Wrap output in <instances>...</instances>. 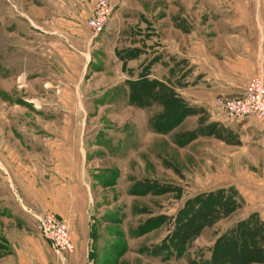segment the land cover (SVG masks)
<instances>
[{
  "label": "rangeland",
  "instance_id": "obj_1",
  "mask_svg": "<svg viewBox=\"0 0 264 264\" xmlns=\"http://www.w3.org/2000/svg\"><path fill=\"white\" fill-rule=\"evenodd\" d=\"M96 1H75L73 5L60 3V6H73L71 11L87 24ZM109 1L114 18L118 6L114 0ZM130 2L134 3L132 6L136 10L140 8L137 6L145 5L146 11L130 9L122 13V18L133 28L127 27L120 38L121 44L128 37L141 44L149 42L145 44L151 46L153 39L148 40L151 36L148 32L153 33L155 29L145 21L151 23L152 11H157L155 21L167 15L169 22L182 30H187L188 23H191V19L176 14L180 0ZM158 8H161L159 13ZM82 11L85 13L81 14ZM111 20L102 34L95 35L88 28L89 39H92L89 48L95 65L86 71L87 76L84 75L86 58L76 52L79 57L72 62L73 73L64 78L70 90L67 99L78 101L87 92H92L87 90L86 84L97 62L102 61V54L96 48L97 38L102 35L105 38L100 44L103 52L113 47L116 28ZM53 28L60 31L58 36L65 42L67 31L71 30L52 27V0H0V211L6 209L16 213L19 210L25 216L29 214L24 220L17 219L23 222H20L21 226L27 227L25 236L31 235L32 229H38L35 216L44 213L38 214L29 208L24 211L1 161L8 158V151L40 147L38 141L46 132L60 127L63 116L74 119V130L81 131L82 116L87 115L88 123L82 131L87 145L99 152L92 156L98 159L97 167L87 172L94 184V212L90 213L82 228L79 224L78 234L68 220L57 215L59 221L68 226L74 245L64 264H234L230 259L233 252L245 260L250 245L262 246L264 250V202H249L244 194L248 187L251 191H264V185L247 184L264 180L262 162L261 165L258 162L261 151L256 148L258 135L250 134L264 133V124L253 119L247 126H244L245 121H229L215 107L204 109L191 105L177 93L173 82L159 80L160 73L156 72L158 79L151 77L152 66L161 59L168 60L172 73L191 71L186 59L178 60L173 54H167L166 59L161 54L150 62L144 61L139 64L137 77L126 81L127 84L138 81L143 72H147L149 79L166 83L185 102L188 113L185 112L181 122L166 133L157 131L159 125L156 128L151 124V119L163 113L164 107L154 103L151 107L139 109L130 103V91L127 97L121 94L120 104L115 107H101L92 101L83 108L80 103L66 101H58V104L55 101L52 106L49 84H52L50 43ZM75 29L80 27L72 30ZM69 37L71 43L66 42V47L75 54L81 45ZM87 49L88 45L84 51ZM122 50L120 52L126 59L142 54L139 49ZM120 52L117 51L118 56ZM104 62L112 65L110 58ZM54 72L60 75L58 69ZM76 86H81L82 90L76 91ZM253 121L259 125L255 127ZM168 128L160 127L159 130ZM129 153H132L130 165ZM198 208H205L213 215L207 219L203 216L204 224L198 220L202 216L197 218L198 214L191 212ZM195 218L201 224L200 235L183 246L177 241L178 232ZM4 221L7 234H13L11 222ZM238 237L244 248L236 242ZM48 244L52 249L50 242ZM77 244L82 245L81 251Z\"/></svg>",
  "mask_w": 264,
  "mask_h": 264
},
{
  "label": "crops",
  "instance_id": "obj_2",
  "mask_svg": "<svg viewBox=\"0 0 264 264\" xmlns=\"http://www.w3.org/2000/svg\"><path fill=\"white\" fill-rule=\"evenodd\" d=\"M75 1L83 2V0H52V27H64L71 30L70 32L66 30L69 34L64 33L67 38L63 42L58 36L60 31L52 29V43H50L52 45V84H49L52 87V106L56 102L58 104V101L80 103L82 108L90 105V101L97 102L101 107L118 106L121 94L124 93L126 97L129 95L126 81L137 77L139 64L144 61L150 62L155 56L161 54L163 58L167 54H173L177 59H186L191 71L180 73L176 70L178 73H172L173 69L165 58L166 61L161 59L152 66L151 77L158 79L156 74L160 73L159 80L173 82L177 93L183 99L191 105L204 109L213 107L218 97L242 95L254 76L264 75V0H203L202 2L180 0L176 14L191 19L187 30L171 24L167 15L155 21L157 11H152L151 23L145 21L146 24L151 25V29H155L153 33L148 32L151 35L148 40L153 39L151 46L145 44L149 42L143 41L141 44L139 40L137 42L128 37L124 43H120V38L125 34L127 27L133 28L132 24H128L127 20L122 18L124 16L122 13L137 8L132 6L134 3L130 0H114L118 7L111 20V24L115 23L116 28L112 41L113 47L103 52L100 44L101 39L105 40V38H102L103 35L97 38L96 48L98 53L102 54L100 55L102 61L97 62L101 65H96L93 75L86 84L87 90L92 92L91 94L87 92V95L78 101L67 99V93L70 90L64 78L65 75L69 76L73 73L72 62L79 57H76V52L86 58L84 75L87 76L86 71L95 65L94 55L89 48L92 39H89L90 32L87 24L71 11L73 6H69ZM60 3H69V5L61 7ZM137 7L140 8L136 11L145 13V5ZM160 11L161 8H158V13ZM84 13L85 11L81 12V14ZM79 27V30H72ZM69 36L74 38L73 42L81 45L80 51H75V54L66 47V42L71 43ZM127 36L133 37V35ZM86 45L88 49L85 52ZM70 46L72 47L71 44ZM94 49H92L93 53ZM128 49H139L142 54L126 59L120 51ZM163 49L170 51L162 52ZM117 51L120 52L119 56ZM150 53L154 54L151 56ZM109 58L112 61L111 66L104 62ZM54 60H59V64ZM57 69L59 76L54 74V70L57 71ZM169 73L172 74L171 77ZM74 88L78 92L82 90L81 86ZM250 121L252 120H246L244 126H247ZM61 123L60 127L46 132L41 137V141H38L40 147H26L15 152L8 151V158L2 160L1 165L13 181L15 194L20 198L24 211L27 212L26 209L29 208L34 209L38 214L54 213L68 220L78 234L79 224L82 228L87 218H90V213L94 212V184L90 181L87 172L97 167L95 163L98 159L92 156L99 152L87 145L82 131L88 123L87 115L82 116L81 131L74 130V119L69 116H63ZM252 123L255 127L259 125L254 121ZM250 134L258 135L256 148L261 151L258 154L260 157L258 162L259 164L262 162L260 165L263 171L264 133ZM131 154L129 153L127 158L129 165ZM251 155H256V153H251ZM119 162H121L120 159ZM247 184L259 187L264 185V180H258L252 184L247 182ZM245 193L249 202H264V191H251L248 187ZM28 215L25 216L19 210L16 213L6 209L0 211V230L2 231L0 264H58L56 255L38 229V231L35 230L36 228L32 229V233H29L31 235L25 236L28 233L27 227L21 226L20 222H23H18L17 219L23 218L24 220L29 217ZM4 220L11 222L10 227L13 234H7ZM81 246L77 244V249L80 251Z\"/></svg>",
  "mask_w": 264,
  "mask_h": 264
},
{
  "label": "built area",
  "instance_id": "obj_3",
  "mask_svg": "<svg viewBox=\"0 0 264 264\" xmlns=\"http://www.w3.org/2000/svg\"><path fill=\"white\" fill-rule=\"evenodd\" d=\"M114 9L109 0H98L87 27L95 35L102 34L113 15ZM213 107L218 109L229 121L241 123L253 119L264 124V75L254 76L245 92L236 97H218ZM37 227L45 239L50 242L58 260L63 263L68 253L74 250L68 226L63 224L53 213L35 216Z\"/></svg>",
  "mask_w": 264,
  "mask_h": 264
},
{
  "label": "trees",
  "instance_id": "obj_4",
  "mask_svg": "<svg viewBox=\"0 0 264 264\" xmlns=\"http://www.w3.org/2000/svg\"><path fill=\"white\" fill-rule=\"evenodd\" d=\"M129 86V99L130 103L136 106L139 109H146L151 107L154 103H159L164 107L163 113L151 119V124L157 128V125L160 127L168 128L169 130H159L157 131L168 132L176 123H180L182 117L185 116V112L188 113V108L186 107L185 102L178 96L174 89L169 87L166 83L151 80L147 76V72H143L140 80L130 81ZM188 115V114H187ZM173 124V125H171ZM194 209V207H193ZM191 210L193 213H197L199 218L198 220L203 223V216L207 217L213 216L210 211H207L205 208H198L197 210ZM211 214V215H210ZM214 214V213H213ZM192 217V213H191ZM195 218L194 221L188 222L183 225L180 231L178 232L177 241L180 242L183 246H186L191 239H194L200 235V222ZM213 220H216L213 218ZM198 221V222H197ZM187 222V219L185 220ZM197 222V223H196ZM198 225V226H195ZM240 240V241H239ZM239 247L244 248L241 238L236 241ZM231 261L234 264H250L252 262H264V250L262 246H253L250 245L247 251V258L244 260L240 254L233 252L231 256Z\"/></svg>",
  "mask_w": 264,
  "mask_h": 264
}]
</instances>
